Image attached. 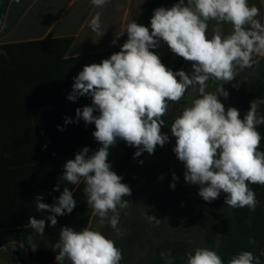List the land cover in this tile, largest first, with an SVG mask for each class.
<instances>
[{
    "label": "clouds",
    "instance_id": "clouds-1",
    "mask_svg": "<svg viewBox=\"0 0 264 264\" xmlns=\"http://www.w3.org/2000/svg\"><path fill=\"white\" fill-rule=\"evenodd\" d=\"M108 2L91 0L97 8ZM259 17L260 9L250 6L248 0H177L170 8L154 10L151 30L135 20L121 24L112 41L116 44L127 33L120 50L99 64L85 65L74 78L67 99L91 97V106L77 108L75 114L77 120L95 125L92 135L101 147L91 156L89 148L84 147L68 160L62 179L72 185L84 183L87 207L99 218L98 223H107L118 238L125 235L118 224L121 210L131 206L125 198L131 196L132 190L112 170L110 149L124 141L137 149L134 157L143 152L154 154L157 146L163 147L169 141L168 134L161 130L164 117L189 89L198 95L170 125L175 137L173 152L186 169L185 182L199 185L198 195L206 202L218 199L223 192L228 207H247L250 211L257 207L259 202L249 184L264 185V151L258 150L262 137L257 130L264 124V115L258 114L264 99L250 101L241 119L238 109H226L219 97L227 99L229 93L223 85L232 82L240 71L252 68L257 62L255 57H264V23ZM210 22H215L211 34ZM225 24L231 25L229 34L223 31ZM5 27L0 22V30ZM90 27L100 37L105 34L101 12L92 17ZM162 43L174 56L191 63V73L173 71L162 63L160 55L152 51ZM0 55L7 53L0 49ZM209 81L215 85L214 91L209 90ZM97 111L99 114L94 115ZM58 190L59 185L54 191ZM35 199L38 212L54 214L47 218L51 226L57 224V216L71 213L76 207L68 187H64L56 204L41 202L40 195ZM144 216L149 223H161L155 216ZM29 226L35 235L45 234L44 219L30 217L26 227ZM27 240L28 247L35 251L38 246L34 235L29 234ZM0 249L8 250L6 245H0ZM52 250L58 253V264H120L123 260L122 250L114 240L88 227L82 231L63 227ZM160 257L165 264H174L171 249L162 251ZM184 260L185 264H224L218 253L207 247L187 252ZM228 264H261V260L250 251H242Z\"/></svg>",
    "mask_w": 264,
    "mask_h": 264
},
{
    "label": "crops",
    "instance_id": "crops-1",
    "mask_svg": "<svg viewBox=\"0 0 264 264\" xmlns=\"http://www.w3.org/2000/svg\"><path fill=\"white\" fill-rule=\"evenodd\" d=\"M176 2L109 0L97 8L91 0H9L3 22L6 27L0 30V49L7 53L0 55V245L8 248L0 249V264H58L56 259L40 263L29 256V234L34 235L36 250L41 248L44 235H35L26 226L30 217L47 223L53 215L37 211V195L41 202L53 205L68 187L76 198L83 182L72 185L63 180L64 164L84 147L89 148V156L101 147L92 135L95 125L76 119L75 110L91 106V97L67 99L74 78L85 65L99 64L120 50L127 33L116 44L112 41L121 24L135 20L150 29L154 10L170 8ZM258 8L264 23V0H258ZM98 11L105 32L102 37L90 27ZM64 39L69 43L65 52L30 45ZM152 51L160 58L174 56L163 43ZM66 119L73 122L65 123ZM57 185L59 190L54 191Z\"/></svg>",
    "mask_w": 264,
    "mask_h": 264
},
{
    "label": "rangeland",
    "instance_id": "rangeland-1",
    "mask_svg": "<svg viewBox=\"0 0 264 264\" xmlns=\"http://www.w3.org/2000/svg\"><path fill=\"white\" fill-rule=\"evenodd\" d=\"M248 2L250 6L258 7V0H248ZM214 23H209V34H211ZM231 30L230 24L223 26L225 34H229ZM255 59L257 62L253 64L252 68L240 71L238 77L232 82L223 85L229 95L227 99L223 96H220L219 99L226 109L235 107L239 111L240 91L247 82L260 75L261 59L259 56ZM184 71L191 73L190 62ZM233 85H238V87H233ZM197 95L189 89V92L179 103L170 106L168 115L164 117L165 126L161 129L163 133L168 134L169 141L163 147L157 146L154 154L143 152L139 157H136L130 178L132 194L127 198L131 206L121 210L118 224L125 235L118 238L115 230L107 223L100 225L99 218L93 217L91 229L100 231L107 238L114 240L116 246L122 250V255L124 249L126 250L120 264L145 263L157 246L178 238L196 247H207L206 227L200 223L192 224L184 210L185 201L198 189L199 185L189 184L184 180L186 169L173 152L175 137L171 135L169 124ZM173 174L177 177L175 181ZM173 183L175 184L174 188L170 187ZM225 199L226 194L222 192L219 214L221 233L224 216L231 211V207L226 205ZM144 213L148 216H155L161 223L158 226L149 223L145 219ZM65 264H69V262L66 261Z\"/></svg>",
    "mask_w": 264,
    "mask_h": 264
},
{
    "label": "trees",
    "instance_id": "trees-1",
    "mask_svg": "<svg viewBox=\"0 0 264 264\" xmlns=\"http://www.w3.org/2000/svg\"><path fill=\"white\" fill-rule=\"evenodd\" d=\"M8 2L9 0H3L0 3V22L2 23L4 22ZM30 45H41L42 47H37L38 50L65 52L68 49L69 43L64 39L57 41L47 40ZM260 59V75L247 82L240 91L238 103L241 119H243L244 114L249 110L250 101L256 98L264 99V58ZM161 60H163L162 63L167 68L173 71L185 70L188 63L182 58L173 55L163 56ZM214 87L215 85L209 81V90L213 91ZM258 114L264 115V104L260 105ZM172 122L173 120L169 124L171 125ZM257 130L262 137L258 150L264 151V124L258 125ZM136 151V148L122 141V143L118 142L115 147L110 149V152L114 154L111 153L108 157V161L113 166L112 170L123 177L121 182L127 184L131 190L132 184L130 178L136 159L134 157ZM82 184L75 192V196L79 200L76 201V207L73 211L71 213H65L64 215L66 217L64 215L57 216V224L52 228L50 227V221L47 220L41 248L35 251L31 249L28 251L29 256L37 262L50 263L55 259L58 253L52 250V246L58 241L59 232L63 227H72L76 231H82L85 227L89 226L93 214L92 209L86 205V196L83 191L85 185L84 183ZM249 187L255 192L256 199L259 202L257 207L254 211H250L247 207L231 208V211L227 212L224 216L222 233L219 220L222 192L218 199L209 203L198 195V187L185 201L184 210L189 221L192 224L200 223L206 227L207 248L215 250L224 261V264H228V261L234 255L242 251L252 252L260 258L261 264H264V185L249 184ZM195 248L197 247L180 238L167 241L154 249L147 262H141L140 264H165V260L161 259L160 253L168 249L172 250L174 264H185V254L193 251ZM125 251L124 249L123 255H125Z\"/></svg>",
    "mask_w": 264,
    "mask_h": 264
}]
</instances>
